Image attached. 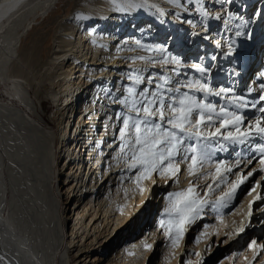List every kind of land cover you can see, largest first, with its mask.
<instances>
[{
	"label": "bare ground",
	"instance_id": "obj_1",
	"mask_svg": "<svg viewBox=\"0 0 264 264\" xmlns=\"http://www.w3.org/2000/svg\"><path fill=\"white\" fill-rule=\"evenodd\" d=\"M228 1L223 8L224 0H87L66 9L67 0H0V85L5 89L0 95V264H178L179 259L182 264H218L209 259L219 247L221 253H236L234 260L225 257L219 264H264V165L259 163L264 154L248 153L239 168L233 167L252 175L228 206L219 204L227 184L208 193L204 189L212 178L200 180L197 191L209 203L192 224L195 239L187 244L185 233L174 247L160 221L167 219L168 197L195 178L181 164L175 182L153 174L140 192L139 169L128 168L132 149L120 135L122 118L135 115L133 100L140 107L143 93L156 91L177 98L187 93L228 111L235 110V97H243L248 106L238 114L246 117L245 124L264 121V113L250 106L264 95V81L259 97L251 98L205 97L181 87L199 81L223 88L216 84L223 75L220 65L209 60L218 55L224 40L217 39L226 33L219 29L214 41L204 38L209 62H192L181 48L187 28L207 36L201 20L212 27L220 22L231 40L255 43L251 32L242 31L248 0ZM50 19L57 30L50 51L40 56L42 40L31 39L39 23ZM169 38L175 39L171 45ZM161 77L169 82L156 89ZM174 87L180 92L167 91ZM129 88L141 95H130ZM49 101L58 106L53 119L45 117ZM247 142L258 149L264 136L254 133L241 145ZM235 146L213 140L212 159L234 166V160L222 156ZM225 175L231 183L234 177ZM255 183L260 187L246 195Z\"/></svg>",
	"mask_w": 264,
	"mask_h": 264
},
{
	"label": "snow or ice",
	"instance_id": "obj_2",
	"mask_svg": "<svg viewBox=\"0 0 264 264\" xmlns=\"http://www.w3.org/2000/svg\"><path fill=\"white\" fill-rule=\"evenodd\" d=\"M164 63H168V61L165 60ZM179 63L176 61V64ZM193 67L201 73L207 72V69L199 65ZM161 80L163 84H156V89H163L164 85L169 82L167 77H161ZM181 87L203 93L205 97L209 95L221 96L231 92V89L225 88L214 90L206 82L200 83L199 81L194 85L189 83L181 85ZM167 91L179 93L180 88H169ZM128 92L132 96L141 95L132 88H129ZM120 103L127 107L126 101L122 100ZM139 104L140 107L137 106V101L133 100L130 110L135 115L122 118L120 135L126 145L132 149L128 168L139 169L136 181L140 192L145 191L143 187H140L141 183L145 180H152L153 174H156L157 179L169 178L175 182L181 171V164L186 165L188 176L195 178L189 182L186 189L174 192L168 197L169 206L165 209L167 219L160 221V227L167 230L172 245L179 247V242L183 239L188 226L195 223L209 203L197 191L202 178L204 180L212 178V184L207 185L204 189L208 193L220 188L221 184L228 185V190L222 191L219 196V204L224 207L228 206L229 201L235 199L241 185L252 175L251 171L247 174L242 171L239 173L233 171V167L239 168L240 160H236L234 166L226 164L223 160L214 161L212 159L214 149L211 147V142L215 140L219 143V140L223 139L235 145L243 144L254 133L255 136H264V126H261L264 121L257 119L245 124L246 117L238 114L240 109L248 106V102L243 97H235L233 105L235 110L233 111H228L224 106H220L217 110V107L212 103H205L198 97L190 96L187 93H183L181 98L166 97L163 91L143 93ZM250 106L264 113V95H261L259 100L252 101ZM219 147L221 151L225 150L223 145H219ZM257 150L264 154V146ZM124 151L125 148L122 147L121 153ZM259 163L264 165V158H261ZM207 167H214V172H207ZM261 172H264V168H261ZM225 173L234 177L231 183ZM258 187L260 185L255 183V186L250 188L246 195H251ZM256 199H260V197ZM248 215H252L251 211ZM243 230L241 227L239 231ZM255 243L252 241L250 247ZM146 247L151 248V245H146Z\"/></svg>",
	"mask_w": 264,
	"mask_h": 264
},
{
	"label": "rangeland",
	"instance_id": "obj_3",
	"mask_svg": "<svg viewBox=\"0 0 264 264\" xmlns=\"http://www.w3.org/2000/svg\"><path fill=\"white\" fill-rule=\"evenodd\" d=\"M86 1L87 0H67V2L68 3H66L67 5H66V9H69L71 6H73L75 3H76V5L78 6L79 4H82V3H86ZM228 0H224V3L221 5V7H223V8H225L226 7V5L228 4V2H227ZM242 2H244V0H241ZM64 14H66V13H64ZM222 17H227V16H222ZM228 17H230V16H228ZM49 21V22H48ZM48 21H44V20H42V22L41 23H39L40 25H39V31H37L36 33H35V35H33V38L31 39V40H35V38L37 39V40H42V43H41V48H42V50L40 49V56H44L46 53H48L49 51H50V48H51V44H52V40H53V37H54V35H55V33H56V30H57V25L55 24L56 23V21H55V19L54 20H48ZM222 21V20H221ZM48 22V23H47ZM51 22H53V23H51ZM223 22L224 23H226L224 20H223ZM51 23V24H50ZM55 24V25H54ZM52 28V29H51ZM212 33V32H211ZM41 37V38H40ZM43 38V39H42ZM30 40V41H31ZM37 40H35V41H33V42H36ZM31 43V42H30ZM48 43H50V44H48ZM29 44V43H28ZM31 44H29L28 46H30ZM42 58V57H41ZM4 91H5V89H4V86L3 85H0V95H2V93H4ZM56 103H53L52 101L50 102H48L47 104H46V106H47V110H48V116H45V117H47V119H53L54 118V116H55V114H56V112L58 111V106H57V104L55 105ZM137 105H138V103H137ZM50 116V117H49ZM53 116V117H52ZM52 117V118H51ZM53 123V125H52V127L53 128H55V129H57V125H56V123H54V122H52ZM74 130V129H73ZM254 209V208H253ZM193 228H194V226L193 225H191L190 226V228H189V230H187L185 233H186V235H187V244L189 243L190 244V242L192 241V240H194L195 239V237L193 236V233H194V231H193ZM260 229H262L263 230V226H261V228ZM189 241V242H188ZM185 251V250H184ZM221 248L219 247L218 249H216L215 250V252L211 255V259H209L210 261V263H212V261L213 262H215V263H220L221 261H223L224 259H225V257L227 258V257H229V256H231L232 257V259L234 260L235 258H236V253H235V251L233 250V249H229V250H227L226 252H222L221 253ZM227 253H229V254H227ZM226 255V256H225ZM214 258V259H213ZM183 261L184 260H182V262H180V259H179V263L178 264H182L183 263Z\"/></svg>",
	"mask_w": 264,
	"mask_h": 264
}]
</instances>
